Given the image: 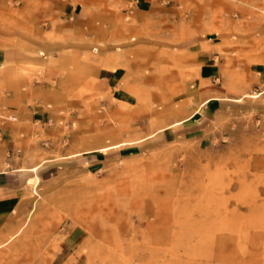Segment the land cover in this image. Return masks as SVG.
<instances>
[{"label": "rangeland", "instance_id": "rangeland-1", "mask_svg": "<svg viewBox=\"0 0 264 264\" xmlns=\"http://www.w3.org/2000/svg\"><path fill=\"white\" fill-rule=\"evenodd\" d=\"M7 169L0 264H264V0H0Z\"/></svg>", "mask_w": 264, "mask_h": 264}, {"label": "crops", "instance_id": "crops-1", "mask_svg": "<svg viewBox=\"0 0 264 264\" xmlns=\"http://www.w3.org/2000/svg\"><path fill=\"white\" fill-rule=\"evenodd\" d=\"M13 170L0 172V240L3 239L2 233L8 230V224L14 220L16 211L22 205L19 183L11 181L10 175Z\"/></svg>", "mask_w": 264, "mask_h": 264}, {"label": "bare ground", "instance_id": "bare-ground-1", "mask_svg": "<svg viewBox=\"0 0 264 264\" xmlns=\"http://www.w3.org/2000/svg\"><path fill=\"white\" fill-rule=\"evenodd\" d=\"M255 95L258 96V95H259V92H258V95H257V94H254V96H255ZM35 168H36V166H35V167H32V169H35ZM29 181H30V180H29ZM191 213L193 214V210H192ZM195 213H196V212H195ZM198 214H199V213H198ZM196 215H197V214H196ZM196 215H195V216H196ZM197 217H198V216H197Z\"/></svg>", "mask_w": 264, "mask_h": 264}]
</instances>
